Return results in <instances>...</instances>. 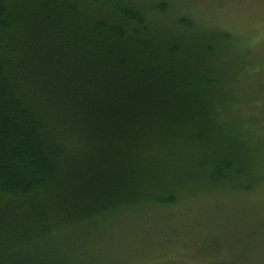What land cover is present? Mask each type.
<instances>
[{
    "label": "trees",
    "instance_id": "16d2710c",
    "mask_svg": "<svg viewBox=\"0 0 264 264\" xmlns=\"http://www.w3.org/2000/svg\"><path fill=\"white\" fill-rule=\"evenodd\" d=\"M192 20L169 0H0V264H105L65 232L264 183V137L226 118L235 38Z\"/></svg>",
    "mask_w": 264,
    "mask_h": 264
},
{
    "label": "rangeland",
    "instance_id": "374dc122",
    "mask_svg": "<svg viewBox=\"0 0 264 264\" xmlns=\"http://www.w3.org/2000/svg\"><path fill=\"white\" fill-rule=\"evenodd\" d=\"M169 1L197 29H222L235 38L227 52L230 68L237 69L238 96L226 118L235 132L264 137V0ZM107 221L111 225L77 226L65 234L82 239L92 254L103 251L105 264H264V183Z\"/></svg>",
    "mask_w": 264,
    "mask_h": 264
}]
</instances>
